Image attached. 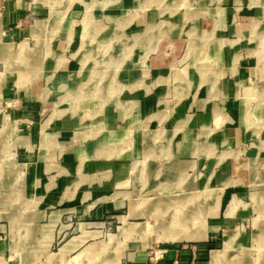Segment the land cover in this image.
<instances>
[{
    "label": "crops",
    "instance_id": "crops-1",
    "mask_svg": "<svg viewBox=\"0 0 264 264\" xmlns=\"http://www.w3.org/2000/svg\"><path fill=\"white\" fill-rule=\"evenodd\" d=\"M0 32L1 57L17 56L0 128L18 133L20 161L1 188L0 264L23 237L42 239L25 245L42 264H84L112 215L111 239L134 240L106 251L116 264H195L188 245L218 239L230 201L264 178V0H0ZM230 185L221 204L212 191ZM178 194L202 214L167 236L171 217L152 212ZM148 238L176 246L153 261Z\"/></svg>",
    "mask_w": 264,
    "mask_h": 264
},
{
    "label": "rangeland",
    "instance_id": "rangeland-1",
    "mask_svg": "<svg viewBox=\"0 0 264 264\" xmlns=\"http://www.w3.org/2000/svg\"><path fill=\"white\" fill-rule=\"evenodd\" d=\"M1 33V32H0ZM0 43H6L0 37ZM15 49V47H13ZM14 49H12L14 51ZM0 47V87L4 82L1 77V73L4 70H8V68L15 67L17 65V56H9L6 55L5 58L1 57ZM14 99L10 100L7 98H2L0 96V118L6 119L8 118V108L12 105H15ZM18 133L12 130L8 125L0 128V197H8L9 191L1 189L7 187L11 181H13V176L10 173V170L13 169L14 165L19 161V144L17 143V135ZM20 162V161H19ZM234 187L230 185L229 187L222 186L219 190L212 191L215 195H220L221 204H226L230 199H232V192H230ZM243 196H235L230 203L228 204L227 214H221L219 217L221 227L219 228V236L218 239L214 241H210L208 243V247L199 250L196 244L188 245V249L191 250V263H204V264H264V178L260 174L256 175L251 182L247 186V188L243 189ZM211 192V193H212ZM210 194V197L217 196ZM187 196V195H186ZM182 196L178 194L172 202L163 204H157L155 207V211L152 212V215L158 218L164 219L167 216L171 217L170 223H165L163 221V225L169 226L170 233H167V236H179L185 235V233L190 232L191 229L187 228V226H191L190 220H194V217L198 214H202L201 208L198 210H193L191 212V198L189 196ZM146 207V206H145ZM144 207V208H145ZM226 207V206H225ZM225 207H221L223 210ZM7 208V207H6ZM142 208V209H144ZM1 209V208H0ZM146 209V208H145ZM147 210V209H146ZM220 210V205L216 203L213 208L210 209L211 215L218 214ZM238 212L240 214L234 215ZM191 212V213H190ZM89 211H80L79 213L74 214L73 223L71 222V226L69 227V232H67L65 238L72 237L76 234L78 229L77 226V218H86L89 215ZM161 216V217H160ZM179 218L181 224V228L179 225H176L174 222V217ZM114 215H112L106 224H104L103 232L100 235L91 238L88 246H95L97 249L90 250V254H83L82 259H87L89 257V261L84 260V264H116L118 258L121 257V254H107L106 251H109L110 248L113 250H123L131 248V244L134 240L119 238L117 240H112L111 235L117 234L119 223L116 222V219H113ZM165 220V219H164ZM229 221L228 224H223V221ZM173 221V222H172ZM155 226V224H152ZM187 225V226H186ZM211 222V226H212ZM179 227L177 230L176 228ZM189 229V230H188ZM101 230V229H100ZM63 234V233H62ZM60 237L55 240L54 247L55 250L61 245V243L65 240V238ZM166 235V234H165ZM3 240H6L7 248L11 245V240L9 234H2ZM177 241L179 239H173ZM183 240V239H182ZM38 242V244L42 245V239L36 238H18L17 240H12L14 246L17 242V254L13 255V262L11 261L10 255L3 256L1 264H16L17 260H21L22 264L24 260L30 258V262H35L36 264H42L43 261L46 262L47 254H42L40 248L38 246L33 248L36 251L35 253H25V245H31V242ZM147 247L144 249L148 254L149 258L153 261L161 258L162 255L165 254L168 247L176 246L170 241H166L165 239L155 240L153 238H148L145 240ZM149 242V243H147ZM130 245L131 247H127ZM180 248L184 246L187 247L186 244L178 245ZM109 247V249H106ZM123 248V249H122ZM54 250V251H55ZM102 253L93 254V252ZM214 251V252H213ZM56 262V260H55ZM32 264V263H31Z\"/></svg>",
    "mask_w": 264,
    "mask_h": 264
},
{
    "label": "bare ground",
    "instance_id": "bare-ground-1",
    "mask_svg": "<svg viewBox=\"0 0 264 264\" xmlns=\"http://www.w3.org/2000/svg\"><path fill=\"white\" fill-rule=\"evenodd\" d=\"M173 220H174V222L176 223V225H179V227L181 226V224H179V223H181V222H180L179 218H177V216L174 217ZM179 227H177L176 229L179 230V229H178ZM180 228H181V227H180ZM163 236H165V235H163Z\"/></svg>",
    "mask_w": 264,
    "mask_h": 264
}]
</instances>
